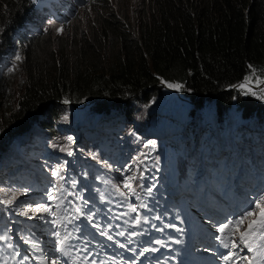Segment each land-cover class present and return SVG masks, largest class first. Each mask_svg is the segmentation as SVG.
<instances>
[{"label": "rangeland", "instance_id": "rangeland-1", "mask_svg": "<svg viewBox=\"0 0 264 264\" xmlns=\"http://www.w3.org/2000/svg\"><path fill=\"white\" fill-rule=\"evenodd\" d=\"M90 1L37 0L34 9L38 16L33 27L53 34L54 41L69 44L77 34L98 27L99 13L108 4L131 35L137 36L139 21L150 11L148 0ZM39 3L46 10H41ZM21 56L19 51L0 44V78L14 75L9 89L14 105L21 93ZM239 83L232 87L254 90L247 81ZM161 91L148 104L135 105L133 116L127 114L128 107L88 116L86 103L75 106L82 108L78 112L68 103L71 107L54 123L53 132L32 125L9 147L0 164V237H4L0 239V264H42L40 257L44 264H59L55 259L59 241L44 230L48 223L41 214H50V206L62 208L63 212L53 217L65 220L63 230L80 227L83 218L95 220V226L100 227L103 220L96 218L99 215H90L94 208L90 193L100 198L106 191L103 197L108 200L113 192L121 193L137 209V199L143 200L147 193L151 214L172 207L191 211L197 205L208 208L210 197L217 195L212 193L215 190H224L222 194L233 191L234 197H227V202L234 203L237 211L254 208V202L264 196V124L256 118H242L235 105L221 116L212 100L198 107L196 100L176 93L179 86L175 83L162 86ZM119 157L131 163L125 172L128 181H123ZM54 171L59 174L54 175ZM46 193L48 199L43 203L40 196ZM78 195L83 205L68 207L70 199ZM7 200L12 203L5 204ZM215 202L226 210L225 202L218 198ZM70 210L72 219L66 221ZM24 211L29 215H22ZM260 211L255 208V215L247 218L244 227L253 219H261ZM101 212L109 217V211ZM35 226L37 234L21 236ZM58 234V239L63 236L62 232Z\"/></svg>", "mask_w": 264, "mask_h": 264}, {"label": "trees", "instance_id": "trees-1", "mask_svg": "<svg viewBox=\"0 0 264 264\" xmlns=\"http://www.w3.org/2000/svg\"><path fill=\"white\" fill-rule=\"evenodd\" d=\"M36 1L0 0V44L22 54L23 75L15 105L9 91L14 75L0 78V164L32 125L53 132L70 104L86 103L88 116L127 107L133 116L135 105L148 104L173 83L179 96L196 100L198 107L212 100L221 116L235 105L242 118L264 124V85L232 87L264 80V0H148L150 11L139 21L137 36L107 4L98 27L69 44L33 27ZM117 162L128 181L131 163L124 157ZM116 201L118 208L131 206L121 193ZM49 212L59 215L63 209L50 206Z\"/></svg>", "mask_w": 264, "mask_h": 264}, {"label": "snow or ice", "instance_id": "snow-or-ice-1", "mask_svg": "<svg viewBox=\"0 0 264 264\" xmlns=\"http://www.w3.org/2000/svg\"><path fill=\"white\" fill-rule=\"evenodd\" d=\"M17 59H19V57H17ZM58 174V171H54V175ZM125 186L130 187V185L127 184ZM261 201H264V196L260 197L259 200L254 202V208L243 213L241 216L236 217L235 220H228L225 224L220 225L219 231L221 233H224L226 229L232 228L233 231H231L229 235L232 237L230 243L233 248L241 250L246 248L248 252L256 253L258 256L264 257V205L261 204ZM4 203L11 204L12 200L4 201ZM37 208L43 211H47V209L42 205H37ZM255 208H261V219H253L251 222H248L246 224V227H244L247 218L255 215ZM132 211H136V209L133 208ZM22 215L28 216L29 212L24 211ZM136 222H140L139 217L136 218ZM97 227H99V225H97ZM242 227L244 228V230L240 231L239 229ZM57 235L59 234L57 233ZM101 235H107V233L101 232ZM121 235H123V233H121ZM237 236L239 238L238 241L237 239H235V237ZM3 238L4 237H0V239ZM108 238L111 239V237ZM221 242L223 243V246L225 248H229V243H224L223 240ZM60 243L63 244L64 241H61ZM157 243L160 242L157 241ZM151 250L155 251V249ZM145 251H148V249H146ZM222 259H224L225 261L231 260V264H238V261L240 260H243L244 264H254L256 256H254L252 260H249V258L246 256L240 257L238 253L229 252V254L227 256H223ZM53 264H55V262H53Z\"/></svg>", "mask_w": 264, "mask_h": 264}, {"label": "water", "instance_id": "water-1", "mask_svg": "<svg viewBox=\"0 0 264 264\" xmlns=\"http://www.w3.org/2000/svg\"><path fill=\"white\" fill-rule=\"evenodd\" d=\"M247 84H248V86H250L251 88H253L254 90H256V89L261 88L264 85V80L261 83H259L258 85H250L249 83H247Z\"/></svg>", "mask_w": 264, "mask_h": 264}, {"label": "bare ground", "instance_id": "bare-ground-1", "mask_svg": "<svg viewBox=\"0 0 264 264\" xmlns=\"http://www.w3.org/2000/svg\"><path fill=\"white\" fill-rule=\"evenodd\" d=\"M237 189L241 190L239 187H238ZM246 192H247V191H246ZM231 193L234 194L233 191H231ZM244 194L246 195V193H244ZM214 197H215V196H211V197H210V198L212 199V202L214 201ZM199 199H200V198H199ZM193 202H194V201H193Z\"/></svg>", "mask_w": 264, "mask_h": 264}]
</instances>
